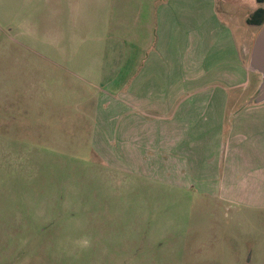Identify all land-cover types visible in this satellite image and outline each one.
I'll return each mask as SVG.
<instances>
[{
  "label": "rangeland",
  "instance_id": "obj_1",
  "mask_svg": "<svg viewBox=\"0 0 264 264\" xmlns=\"http://www.w3.org/2000/svg\"><path fill=\"white\" fill-rule=\"evenodd\" d=\"M231 1L252 40L257 0ZM45 3L0 0V264H264V204L219 200L183 155L179 172L117 158L101 119L117 122L109 99L128 92L89 85L92 62L60 61L44 41ZM251 50L228 94L241 105L262 81Z\"/></svg>",
  "mask_w": 264,
  "mask_h": 264
},
{
  "label": "crops",
  "instance_id": "obj_2",
  "mask_svg": "<svg viewBox=\"0 0 264 264\" xmlns=\"http://www.w3.org/2000/svg\"><path fill=\"white\" fill-rule=\"evenodd\" d=\"M233 3L46 0L44 41L58 48L60 61L78 67L92 62L81 72L89 85L102 77L114 92H128L124 100L109 99L112 109L122 108L118 121L113 123L118 118L113 110L101 119L117 133L107 144L117 158L135 165L154 161L179 172L183 155L188 174L197 173L202 187L219 200L261 206L264 102L241 105L228 94L234 82L241 84L240 51L253 49L262 28L248 19L264 8V0L246 17V27L256 29L252 40L243 37L245 27L229 10Z\"/></svg>",
  "mask_w": 264,
  "mask_h": 264
},
{
  "label": "water",
  "instance_id": "obj_3",
  "mask_svg": "<svg viewBox=\"0 0 264 264\" xmlns=\"http://www.w3.org/2000/svg\"><path fill=\"white\" fill-rule=\"evenodd\" d=\"M250 66L253 71L259 73L262 77L258 93L254 98V102H264V25L259 32L252 49L250 58Z\"/></svg>",
  "mask_w": 264,
  "mask_h": 264
},
{
  "label": "trees",
  "instance_id": "obj_4",
  "mask_svg": "<svg viewBox=\"0 0 264 264\" xmlns=\"http://www.w3.org/2000/svg\"><path fill=\"white\" fill-rule=\"evenodd\" d=\"M258 1L260 3H263V0H258ZM248 23L263 26L264 25V8L263 7L258 8L252 14V16L248 19Z\"/></svg>",
  "mask_w": 264,
  "mask_h": 264
}]
</instances>
